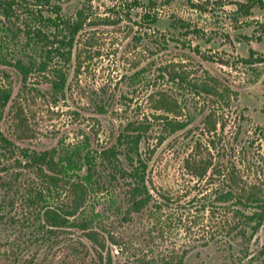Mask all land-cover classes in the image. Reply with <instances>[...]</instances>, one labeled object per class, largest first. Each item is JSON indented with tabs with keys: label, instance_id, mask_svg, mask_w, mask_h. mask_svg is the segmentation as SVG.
<instances>
[{
	"label": "rangeland",
	"instance_id": "obj_1",
	"mask_svg": "<svg viewBox=\"0 0 264 264\" xmlns=\"http://www.w3.org/2000/svg\"><path fill=\"white\" fill-rule=\"evenodd\" d=\"M58 1L63 14L82 20L72 59L57 57L26 79L0 64V85L11 90L0 133L30 151H92L98 191L76 220L90 219L104 246L81 225L55 234L42 229L43 204L33 199L44 179L0 139V264H264V227L253 231L231 202L214 200L224 176L216 167L202 178L192 173L210 151L225 174L234 169L245 182L264 184V0H155L152 23L141 21L148 0H138L142 7L132 0ZM60 67L67 72L63 95L52 89ZM206 83L222 96L199 91ZM162 97L177 101L176 112L159 108ZM213 109L225 126L207 134ZM165 117L186 127L170 133ZM129 125L147 130L140 153L152 192L131 214L130 177H111L113 168L99 157L115 147L121 166L131 168L118 139ZM68 196L48 199L60 205Z\"/></svg>",
	"mask_w": 264,
	"mask_h": 264
},
{
	"label": "trees",
	"instance_id": "obj_2",
	"mask_svg": "<svg viewBox=\"0 0 264 264\" xmlns=\"http://www.w3.org/2000/svg\"><path fill=\"white\" fill-rule=\"evenodd\" d=\"M23 2L27 0H0V64L14 66L22 75V79H26L33 71H46L51 61L57 57L64 59L63 63L71 61L76 35L82 20L80 18L74 20L63 14L58 0H30V5L26 6ZM155 5V0H148L146 4H143L142 22L152 23L157 20V13L153 10ZM130 6L142 7V3L132 0ZM12 46H19V49L16 50ZM54 75L56 78L52 82V89L55 94L63 95L67 72L60 67L54 69ZM210 78L217 82L216 78L211 76ZM199 91L222 96L217 91V87L208 83L199 86ZM10 97L11 90L0 85V118ZM164 98L159 100V108H164L168 112H176L177 101L170 102ZM228 104L226 101V105ZM165 124L169 127L170 133L186 127L185 122L166 117ZM224 126V118L219 116L214 109L205 116V133L216 134ZM128 127L118 139L125 144V152L122 153L125 154L131 168L126 169L121 166L119 158L121 151L115 147L102 149L99 157L106 158L113 168L114 172H111V177L115 178V173L121 178L130 177L131 182H128L129 208L126 213L131 214L141 211L152 201V192L146 178V161L140 153V143L146 137L147 130L142 125L132 127L129 125ZM0 139L9 146L18 147L27 166L37 169L44 179V188L38 190L33 199L43 204L40 211L42 229L55 234L64 227L81 225L86 230V236L103 247V241L98 239L99 233L87 226L90 219H84L82 222L76 220V214L82 211L90 193L98 191L96 189L98 188L96 156L92 151L86 149L83 152L84 146L83 148L76 146L56 156L55 148L36 152L28 148H19L1 133ZM209 141L212 144L214 142L213 139ZM204 158H199L193 163L192 173L202 178L209 167H216L214 169L217 173L224 176V185L219 190L216 189L214 200L223 204L231 202V208L246 219V223L254 222L253 231L256 232L264 227V184L247 183L234 169L225 174L224 170L220 169L221 164L213 162L210 151H206ZM19 161L21 162V159ZM62 192L72 194V198L68 196L69 202L60 205L49 202L48 198L51 195ZM176 264H182V261L179 260Z\"/></svg>",
	"mask_w": 264,
	"mask_h": 264
}]
</instances>
